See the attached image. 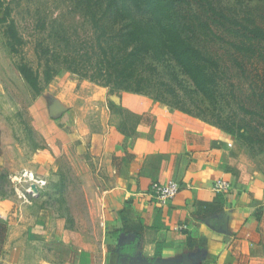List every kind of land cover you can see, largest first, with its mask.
Here are the masks:
<instances>
[{
	"label": "crops",
	"instance_id": "0c3cea01",
	"mask_svg": "<svg viewBox=\"0 0 264 264\" xmlns=\"http://www.w3.org/2000/svg\"><path fill=\"white\" fill-rule=\"evenodd\" d=\"M82 87L98 106L89 140L106 175L104 242H79L64 221L0 196V264H264V173L236 136L144 95ZM109 100L141 117L136 135L110 125ZM220 179L232 190L217 194ZM170 181L182 189L160 205L152 184Z\"/></svg>",
	"mask_w": 264,
	"mask_h": 264
},
{
	"label": "rangeland",
	"instance_id": "374dc122",
	"mask_svg": "<svg viewBox=\"0 0 264 264\" xmlns=\"http://www.w3.org/2000/svg\"><path fill=\"white\" fill-rule=\"evenodd\" d=\"M209 1L224 17L210 11L205 2H194L181 12L210 24L215 35L199 36L196 43L221 60V88L211 100L194 94L201 108L189 106L211 122L221 116L236 134L252 138L242 145L264 173V42H250L247 36L251 35L244 30V26L264 30V0ZM5 3L11 8L24 45L19 54H11L5 27L0 26V196L22 198L64 221L79 242H104L99 198L106 175L91 155L89 140L100 130L96 123L98 106L80 94L82 84L93 83L60 68L42 94L35 96L17 69L27 63L42 74L43 62L35 52L39 42L64 54L68 47L92 52L96 37L88 15L92 8L85 0ZM109 4L110 0H93L98 18ZM111 23L110 16L102 20L109 30L114 29ZM241 42L253 47L248 52L238 51L234 45ZM163 72L170 79L173 72L177 83L190 85L173 61L166 63ZM42 180L46 185L40 188L36 183Z\"/></svg>",
	"mask_w": 264,
	"mask_h": 264
},
{
	"label": "trees",
	"instance_id": "16d2710c",
	"mask_svg": "<svg viewBox=\"0 0 264 264\" xmlns=\"http://www.w3.org/2000/svg\"><path fill=\"white\" fill-rule=\"evenodd\" d=\"M92 8L88 15L96 30L95 45L92 52L83 48H70L59 53L44 42H39L35 52L43 62L40 74L27 63L17 69L35 96L59 74L60 68L90 80L92 83L109 89L110 94L121 92L140 94L159 104L175 108L188 115L214 125L236 136L244 145L252 138L236 134L231 125L219 116L217 122L193 113L189 105L201 108L194 94L202 99H215L221 88V60L205 53L196 43L199 36H211L210 24L200 17H190L181 11L194 2H205L210 11L217 12L209 0H110L108 9L102 17L93 10V0H85ZM11 8L5 0H0V26L5 27L6 46L11 54L17 55L24 45L15 21L11 18ZM113 19L109 30L102 24L105 17ZM237 24H239L237 22ZM251 36L248 40L264 42V30L258 26H244ZM238 51L248 52L253 45L241 42L234 45ZM64 55H63V54ZM174 62L190 85L178 82L172 72L171 79L165 77L166 63ZM93 62V63H92ZM174 79V83L171 81ZM110 125L127 136L136 135L141 117L126 110L114 101H108ZM116 116V117H115ZM246 143V144H245Z\"/></svg>",
	"mask_w": 264,
	"mask_h": 264
},
{
	"label": "built area",
	"instance_id": "2783aa9c",
	"mask_svg": "<svg viewBox=\"0 0 264 264\" xmlns=\"http://www.w3.org/2000/svg\"><path fill=\"white\" fill-rule=\"evenodd\" d=\"M25 175H28L27 173ZM36 185H38L40 188L44 187L45 182L42 180L40 182H37ZM232 184L230 181L225 179H220L214 182V191L217 194H223L227 193L232 190ZM182 187L179 183L175 181H170L168 183H159L156 182L152 184L151 187V195L152 198L160 205H167L170 203L181 191Z\"/></svg>",
	"mask_w": 264,
	"mask_h": 264
},
{
	"label": "bare ground",
	"instance_id": "6f19581e",
	"mask_svg": "<svg viewBox=\"0 0 264 264\" xmlns=\"http://www.w3.org/2000/svg\"><path fill=\"white\" fill-rule=\"evenodd\" d=\"M34 188H35V186H34ZM36 189V188H35ZM32 192H33V190H32Z\"/></svg>",
	"mask_w": 264,
	"mask_h": 264
},
{
	"label": "water",
	"instance_id": "95a60500",
	"mask_svg": "<svg viewBox=\"0 0 264 264\" xmlns=\"http://www.w3.org/2000/svg\"><path fill=\"white\" fill-rule=\"evenodd\" d=\"M115 102H117V101L115 100Z\"/></svg>",
	"mask_w": 264,
	"mask_h": 264
}]
</instances>
